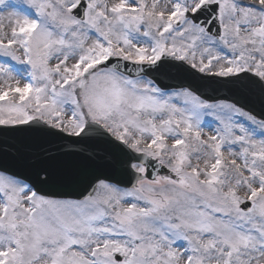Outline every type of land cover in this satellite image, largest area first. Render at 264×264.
I'll return each mask as SVG.
<instances>
[{"label": "snow or ice", "instance_id": "6c2138e0", "mask_svg": "<svg viewBox=\"0 0 264 264\" xmlns=\"http://www.w3.org/2000/svg\"><path fill=\"white\" fill-rule=\"evenodd\" d=\"M0 264H264V0H0Z\"/></svg>", "mask_w": 264, "mask_h": 264}, {"label": "water", "instance_id": "95a60500", "mask_svg": "<svg viewBox=\"0 0 264 264\" xmlns=\"http://www.w3.org/2000/svg\"><path fill=\"white\" fill-rule=\"evenodd\" d=\"M213 88H215V91L216 92H213ZM208 91H209L210 94H213V95L226 96V95L229 94L228 91H227V89H220L219 87L214 86V85L209 86ZM19 135H26V133H20ZM53 138L54 139H59V137H53Z\"/></svg>", "mask_w": 264, "mask_h": 264}, {"label": "rangeland", "instance_id": "374dc122", "mask_svg": "<svg viewBox=\"0 0 264 264\" xmlns=\"http://www.w3.org/2000/svg\"><path fill=\"white\" fill-rule=\"evenodd\" d=\"M14 2H16V0H14ZM21 10H22V11H23V10H26V5H23V4H22V5H21ZM30 14H31L33 17H35V13H34V12H31ZM204 131H205V132H210L211 129L206 127V128L204 129ZM194 162H195V161H194Z\"/></svg>", "mask_w": 264, "mask_h": 264}]
</instances>
